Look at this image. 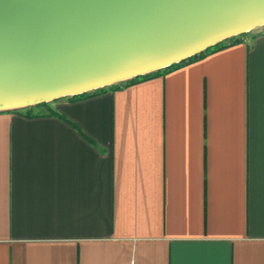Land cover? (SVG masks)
<instances>
[{
	"label": "crops",
	"instance_id": "0c3cea01",
	"mask_svg": "<svg viewBox=\"0 0 264 264\" xmlns=\"http://www.w3.org/2000/svg\"><path fill=\"white\" fill-rule=\"evenodd\" d=\"M48 105L0 111V264H264V29Z\"/></svg>",
	"mask_w": 264,
	"mask_h": 264
},
{
	"label": "water",
	"instance_id": "95a60500",
	"mask_svg": "<svg viewBox=\"0 0 264 264\" xmlns=\"http://www.w3.org/2000/svg\"><path fill=\"white\" fill-rule=\"evenodd\" d=\"M264 29V0H0V111L148 73Z\"/></svg>",
	"mask_w": 264,
	"mask_h": 264
},
{
	"label": "trees",
	"instance_id": "16d2710c",
	"mask_svg": "<svg viewBox=\"0 0 264 264\" xmlns=\"http://www.w3.org/2000/svg\"><path fill=\"white\" fill-rule=\"evenodd\" d=\"M240 38H241L240 35H234V36L225 38V39H223L221 41H218L217 43H215V44H213L211 46H208L207 48H205L204 50H202V51H200L198 53L192 54V55H190V56H188L186 58L181 59L178 62H173V63H171V64H169V65H167L165 67L159 68L157 70L150 71L148 73H144V74H140V75H136L134 77H131V78L125 79L123 81H119L117 83H113V84H110V85H107V86L98 87V88L93 89V90L84 91V92H81L79 94L68 95V96H65V97H67L69 99H74V98H77V97H83V96H86V95H89V94H94V93L103 91V90H105L107 88H116V87H119V86H121L123 84L132 83V82L144 79V78L151 77V76L159 74V73H163L165 71H168V70H171V69H173L175 67H178V66H180L182 64H185V63H188L190 61L196 60V59L204 56L206 53H208L210 51H214L216 49H219V48H222V47L227 46L229 44H232V43L240 40ZM57 99H54L53 101H55ZM48 103L49 102L44 101V102H40V103H38L36 105L46 106L47 107V111L49 113H57L54 109L49 107Z\"/></svg>",
	"mask_w": 264,
	"mask_h": 264
},
{
	"label": "built area",
	"instance_id": "2783aa9c",
	"mask_svg": "<svg viewBox=\"0 0 264 264\" xmlns=\"http://www.w3.org/2000/svg\"><path fill=\"white\" fill-rule=\"evenodd\" d=\"M128 264H134V261H130Z\"/></svg>",
	"mask_w": 264,
	"mask_h": 264
}]
</instances>
